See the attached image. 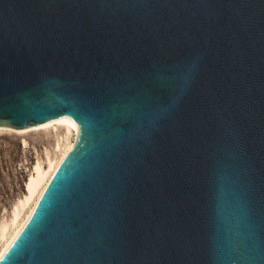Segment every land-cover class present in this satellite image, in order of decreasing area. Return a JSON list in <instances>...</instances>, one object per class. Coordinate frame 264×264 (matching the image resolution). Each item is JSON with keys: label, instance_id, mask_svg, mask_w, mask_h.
I'll list each match as a JSON object with an SVG mask.
<instances>
[{"label": "water", "instance_id": "obj_1", "mask_svg": "<svg viewBox=\"0 0 264 264\" xmlns=\"http://www.w3.org/2000/svg\"><path fill=\"white\" fill-rule=\"evenodd\" d=\"M62 117L0 264H264V0H0V127Z\"/></svg>", "mask_w": 264, "mask_h": 264}, {"label": "bare ground", "instance_id": "obj_2", "mask_svg": "<svg viewBox=\"0 0 264 264\" xmlns=\"http://www.w3.org/2000/svg\"><path fill=\"white\" fill-rule=\"evenodd\" d=\"M38 130H45L48 133L47 138H50L51 144L49 147L43 148L41 155L36 153L35 161L31 165L24 184L23 195L13 203L7 216L0 222V254H3L28 219L43 189L73 147L78 135L76 123L68 117L25 129L0 127V132L16 134H26ZM27 145V142L23 141L24 148Z\"/></svg>", "mask_w": 264, "mask_h": 264}, {"label": "rangeland", "instance_id": "obj_3", "mask_svg": "<svg viewBox=\"0 0 264 264\" xmlns=\"http://www.w3.org/2000/svg\"><path fill=\"white\" fill-rule=\"evenodd\" d=\"M47 136L45 130L26 134L0 132V222L23 195L36 153L41 155L43 148L51 144ZM23 141L28 144L26 148Z\"/></svg>", "mask_w": 264, "mask_h": 264}, {"label": "snow or ice", "instance_id": "obj_4", "mask_svg": "<svg viewBox=\"0 0 264 264\" xmlns=\"http://www.w3.org/2000/svg\"><path fill=\"white\" fill-rule=\"evenodd\" d=\"M0 259L7 260L8 256L6 254H0Z\"/></svg>", "mask_w": 264, "mask_h": 264}]
</instances>
